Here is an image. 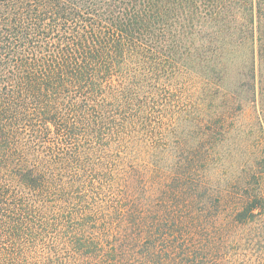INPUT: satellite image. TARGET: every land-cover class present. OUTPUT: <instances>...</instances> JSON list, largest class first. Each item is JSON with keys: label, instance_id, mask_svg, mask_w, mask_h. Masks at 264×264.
Segmentation results:
<instances>
[{"label": "trees", "instance_id": "16d2710c", "mask_svg": "<svg viewBox=\"0 0 264 264\" xmlns=\"http://www.w3.org/2000/svg\"><path fill=\"white\" fill-rule=\"evenodd\" d=\"M0 264H264V0H0Z\"/></svg>", "mask_w": 264, "mask_h": 264}]
</instances>
